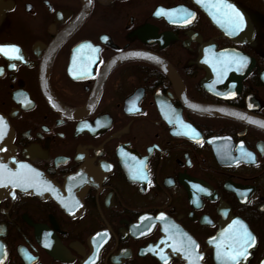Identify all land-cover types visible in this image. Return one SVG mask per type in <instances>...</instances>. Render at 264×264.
Instances as JSON below:
<instances>
[{
    "label": "flooded vegetation",
    "instance_id": "flooded-vegetation-1",
    "mask_svg": "<svg viewBox=\"0 0 264 264\" xmlns=\"http://www.w3.org/2000/svg\"><path fill=\"white\" fill-rule=\"evenodd\" d=\"M254 1L226 0L234 30L206 0H3L19 51L0 52V113L61 199L0 196V264H232L240 224L255 239L237 264H264Z\"/></svg>",
    "mask_w": 264,
    "mask_h": 264
},
{
    "label": "water",
    "instance_id": "water-1",
    "mask_svg": "<svg viewBox=\"0 0 264 264\" xmlns=\"http://www.w3.org/2000/svg\"><path fill=\"white\" fill-rule=\"evenodd\" d=\"M230 4L234 5L232 2ZM4 7L3 0H0V18ZM206 12L210 20L216 23L214 11L209 8ZM0 47L3 46L0 45ZM261 77H264V72L261 73ZM237 114L238 111H232V115ZM258 124L264 128V121L258 120ZM12 138L13 132L7 118L0 113V196L10 189L13 192L16 190L26 191L39 197L61 199V193L56 183L47 174L18 159L15 155ZM18 176L25 177L26 181L19 180ZM10 178L16 180V183H9Z\"/></svg>",
    "mask_w": 264,
    "mask_h": 264
},
{
    "label": "snow or ice",
    "instance_id": "snow-or-ice-1",
    "mask_svg": "<svg viewBox=\"0 0 264 264\" xmlns=\"http://www.w3.org/2000/svg\"><path fill=\"white\" fill-rule=\"evenodd\" d=\"M199 3L200 0H197ZM212 8H215L218 13H220L223 16H226L231 23L234 30H238L243 27L244 24V18L240 14L239 11H237L233 5L226 2V0H219L217 3H213L211 5ZM164 10H159L157 12V15L161 14ZM194 14L189 13V16H192ZM9 50L11 52H18L19 49L15 48L14 46L10 49L0 47V51L4 52L5 55H8ZM236 63L239 64V66L242 68L247 63V58L240 56L235 60ZM2 71V70H0ZM18 179L21 181H26L25 177L18 176ZM9 183H16V180L9 179ZM163 219V217H161ZM254 237L250 232L247 231L246 227L242 224H240V230L233 234L231 237V243L228 245L229 252L224 253L228 260L232 261V264H237L239 258L246 256L247 254V247L250 246V242H254Z\"/></svg>",
    "mask_w": 264,
    "mask_h": 264
},
{
    "label": "rangeland",
    "instance_id": "rangeland-1",
    "mask_svg": "<svg viewBox=\"0 0 264 264\" xmlns=\"http://www.w3.org/2000/svg\"><path fill=\"white\" fill-rule=\"evenodd\" d=\"M254 5H255V7L260 6V4L258 3V0H255V1H254ZM262 11H263V10H262Z\"/></svg>",
    "mask_w": 264,
    "mask_h": 264
}]
</instances>
